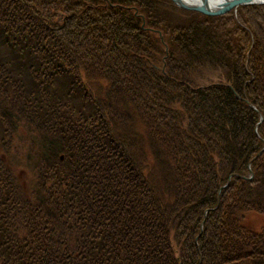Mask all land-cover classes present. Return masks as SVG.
<instances>
[{"label":"trees","instance_id":"obj_1","mask_svg":"<svg viewBox=\"0 0 264 264\" xmlns=\"http://www.w3.org/2000/svg\"><path fill=\"white\" fill-rule=\"evenodd\" d=\"M163 6L0 0V264H263L264 36Z\"/></svg>","mask_w":264,"mask_h":264},{"label":"rangeland","instance_id":"obj_2","mask_svg":"<svg viewBox=\"0 0 264 264\" xmlns=\"http://www.w3.org/2000/svg\"><path fill=\"white\" fill-rule=\"evenodd\" d=\"M171 3L174 4L175 9H171V11L169 12H168V9L164 8V6L163 8L159 7V10L162 9L161 12L165 13L167 20L171 21V18L177 19V16H178L179 22H184L186 15H192V13L189 14L188 11H193L194 17H196V15L198 14L200 15L198 18H202V19H208V18H203L201 15L210 16L211 17L210 21L214 23L211 26L209 32L213 33V36L216 37L221 43H222V40H226L227 37H230L232 42L235 43V47L240 44L241 45L243 44L246 46L247 38H248L247 36L248 33H245L246 29H251L253 31V38H255L256 41L258 42L261 41L262 37L264 36V9L263 10L262 8L255 9L257 6H263L264 0H250L245 3H240L238 5L234 3L233 7H228L225 9V11L219 12L218 17L216 18L213 16H217V15H208V14L199 12L197 10L191 9L189 8V6L185 5V3L181 1L178 2L176 0H171ZM221 5H224V4H221ZM217 6H220V5H217ZM223 13L225 14L223 15ZM235 22L239 24L238 27H233ZM223 29H227L230 31L222 32ZM221 37H222V40H221ZM220 46L222 45H219V47ZM235 47L233 49L234 51H232L231 54L237 52L235 51L236 50ZM258 50L264 51L263 42L259 44ZM227 54L229 53L225 51L223 52V55L226 56ZM209 60H218V58H214V59L210 58ZM219 64L220 65L209 63L208 66L203 67V71H209V75L211 79L231 85L232 77H230V73L228 69L224 67L225 65L222 62H219ZM201 70L202 69L200 68V71ZM5 147L6 146L2 145V143L0 142V150ZM16 169H19V167L17 166ZM29 174H26V177H28ZM20 176L24 177L25 175L21 174ZM247 218H248V222L251 225L257 226V227H259L262 221H264V215L259 212H251ZM260 261L263 262L264 264V259ZM242 264H254V263H252V260H248V261H244Z\"/></svg>","mask_w":264,"mask_h":264},{"label":"water","instance_id":"obj_3","mask_svg":"<svg viewBox=\"0 0 264 264\" xmlns=\"http://www.w3.org/2000/svg\"><path fill=\"white\" fill-rule=\"evenodd\" d=\"M176 1L183 2L182 0H176ZM247 1H250V0H230V2H226V3L227 4L228 3H230V4L231 3L232 4L235 3L236 5H238L240 3H245ZM183 3H185V5H187V6H189V8L194 9V10H197V11L202 12L204 14H216V13L221 12L220 10L215 9V8L214 9H211L212 6H209V1L208 0H200L199 4H197V5L187 4L186 2H183ZM223 4H225V0H224V3Z\"/></svg>","mask_w":264,"mask_h":264},{"label":"bare ground","instance_id":"obj_4","mask_svg":"<svg viewBox=\"0 0 264 264\" xmlns=\"http://www.w3.org/2000/svg\"><path fill=\"white\" fill-rule=\"evenodd\" d=\"M182 1L186 2L187 4H193V5H197L200 2V0H182ZM208 1H209V6H212V7L221 5L224 3V0H208ZM226 2H230V0H225V3Z\"/></svg>","mask_w":264,"mask_h":264}]
</instances>
